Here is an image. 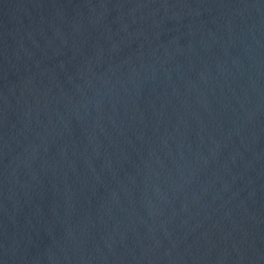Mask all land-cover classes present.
<instances>
[{
	"label": "water",
	"instance_id": "95a60500",
	"mask_svg": "<svg viewBox=\"0 0 264 264\" xmlns=\"http://www.w3.org/2000/svg\"><path fill=\"white\" fill-rule=\"evenodd\" d=\"M0 264H264V0H0Z\"/></svg>",
	"mask_w": 264,
	"mask_h": 264
}]
</instances>
